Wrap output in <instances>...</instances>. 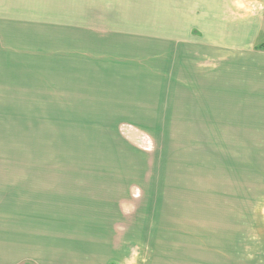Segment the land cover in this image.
<instances>
[{
    "label": "rangeland",
    "instance_id": "rangeland-1",
    "mask_svg": "<svg viewBox=\"0 0 264 264\" xmlns=\"http://www.w3.org/2000/svg\"><path fill=\"white\" fill-rule=\"evenodd\" d=\"M52 1L0 0V191L17 165L37 170L42 207L71 181L80 226L63 241L90 244V264H264L263 141L214 113V88L242 83L249 54L214 50L187 75L164 59L170 23L87 17L71 18L86 40L58 43L34 26L53 24ZM60 245L49 258L75 257Z\"/></svg>",
    "mask_w": 264,
    "mask_h": 264
},
{
    "label": "crops",
    "instance_id": "crops-1",
    "mask_svg": "<svg viewBox=\"0 0 264 264\" xmlns=\"http://www.w3.org/2000/svg\"><path fill=\"white\" fill-rule=\"evenodd\" d=\"M8 1L24 4L25 9L28 3V0ZM44 4L45 1L39 3V10L44 11ZM52 4L54 7L48 9L51 16L46 20L52 18L50 23L53 24L34 23V26L38 32L49 30L47 37L58 43L71 38L86 40L84 36L88 34L78 30L86 23L71 22V18L84 21L87 17L86 21L96 18L100 23H170L173 35L168 42H174V46L167 48V41L164 43V59L172 61L171 65L179 69L189 68L187 75L195 70L192 61L214 60V50L249 54L250 57H237L238 61L252 58L251 63L242 64V83L214 88V113H226L228 118L237 119L235 124L243 125L238 131L244 135L241 139L263 141V147L251 156L254 162L264 166V52L255 50L256 40L264 31V0H53ZM79 4H82L81 9L76 8ZM17 166L14 170L24 174L17 181L8 182L5 191H0V264H70V254L63 261L49 255L53 248L66 250L60 245H65L64 236L73 231L72 227L80 226L73 222L74 217L67 218L77 213L75 210H81L74 201L81 193H76L72 186L67 187L72 182L66 181L63 192L56 191L55 195L61 203L58 199L55 206L47 203L48 207H42L36 204L44 194V190L36 186L39 184L37 170L28 179L27 167ZM89 219L90 216L86 220ZM88 225L87 222L83 229L89 230ZM260 244L264 248V237ZM65 246L72 251L70 253H75L71 259L73 264H90V244ZM86 250L88 257H85ZM232 253L228 257L218 256L223 264H231Z\"/></svg>",
    "mask_w": 264,
    "mask_h": 264
},
{
    "label": "trees",
    "instance_id": "trees-1",
    "mask_svg": "<svg viewBox=\"0 0 264 264\" xmlns=\"http://www.w3.org/2000/svg\"><path fill=\"white\" fill-rule=\"evenodd\" d=\"M255 50L264 51V43L258 44L255 46Z\"/></svg>",
    "mask_w": 264,
    "mask_h": 264
}]
</instances>
